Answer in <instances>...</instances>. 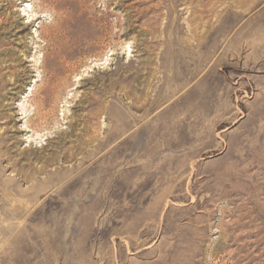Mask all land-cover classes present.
<instances>
[{
	"label": "rangeland",
	"instance_id": "rangeland-1",
	"mask_svg": "<svg viewBox=\"0 0 264 264\" xmlns=\"http://www.w3.org/2000/svg\"><path fill=\"white\" fill-rule=\"evenodd\" d=\"M2 153L0 264H264V0H0Z\"/></svg>",
	"mask_w": 264,
	"mask_h": 264
},
{
	"label": "bare ground",
	"instance_id": "bare-ground-1",
	"mask_svg": "<svg viewBox=\"0 0 264 264\" xmlns=\"http://www.w3.org/2000/svg\"><path fill=\"white\" fill-rule=\"evenodd\" d=\"M201 41H202V39H201ZM200 44H201V47L202 46H204V44L202 43V42H200ZM206 45V44H205ZM200 45H198V47H199ZM191 74V73H190ZM53 85H56V83H52ZM149 110V109H148ZM109 142V138L108 137H106V139L104 140V141H102V142H100L99 144L101 145V146H105V145H107V143ZM3 155H5L4 153H2V154H0V157H2ZM23 176V175H22ZM14 182H15V180L13 179V178H7V179H4V180H1V176H0V191L4 188V191L6 190L7 191V189H8V187H9V184L10 183H12V184H14Z\"/></svg>",
	"mask_w": 264,
	"mask_h": 264
}]
</instances>
